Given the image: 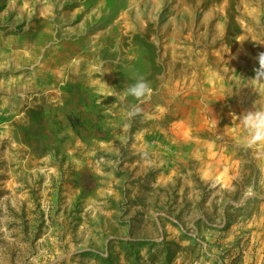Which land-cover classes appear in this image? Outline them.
Returning a JSON list of instances; mask_svg holds the SVG:
<instances>
[{"label": "rangeland", "instance_id": "374dc122", "mask_svg": "<svg viewBox=\"0 0 264 264\" xmlns=\"http://www.w3.org/2000/svg\"><path fill=\"white\" fill-rule=\"evenodd\" d=\"M261 53L264 0H0V264H264Z\"/></svg>", "mask_w": 264, "mask_h": 264}, {"label": "clouds", "instance_id": "9594fccd", "mask_svg": "<svg viewBox=\"0 0 264 264\" xmlns=\"http://www.w3.org/2000/svg\"><path fill=\"white\" fill-rule=\"evenodd\" d=\"M258 61L259 68L256 70L255 78L252 80L264 83V53L259 55ZM151 93L152 89L150 85L143 80V78L137 79L134 84L130 85L125 90L126 96L134 97L136 100L141 102L150 97ZM140 112L141 108L139 106H133L129 110L128 116H135ZM236 118H238L239 125L246 133L244 139L245 147L254 150L258 156L264 157V103L259 106L254 105L252 109L239 116L234 115V119ZM228 173L229 167L227 165H225L221 170H213L209 167L203 172V177L206 180H212L214 183H220L227 181Z\"/></svg>", "mask_w": 264, "mask_h": 264}, {"label": "crops", "instance_id": "0c3cea01", "mask_svg": "<svg viewBox=\"0 0 264 264\" xmlns=\"http://www.w3.org/2000/svg\"><path fill=\"white\" fill-rule=\"evenodd\" d=\"M235 67H237V65H235ZM251 72H248V73H233V77L236 79V80H242L243 79V74H245V78H247L249 76ZM235 74V75H234ZM237 85V84H236ZM235 85V86H236ZM238 88V86H237ZM239 91L241 92L242 89H239ZM239 96L242 97V100L241 99H237L235 105L233 106V110H235L236 112L239 111V109L243 112H246L249 110V106L250 104H248V101L244 102L243 101V98L246 97V94H244L242 96V93L241 94H238ZM240 97V98H241ZM260 101H259V104H256V106H259L260 104L264 103V100L262 99V97H259ZM226 213V212H225Z\"/></svg>", "mask_w": 264, "mask_h": 264}, {"label": "trees", "instance_id": "16d2710c", "mask_svg": "<svg viewBox=\"0 0 264 264\" xmlns=\"http://www.w3.org/2000/svg\"><path fill=\"white\" fill-rule=\"evenodd\" d=\"M235 7H236V5H235V6H233V9H235Z\"/></svg>", "mask_w": 264, "mask_h": 264}]
</instances>
